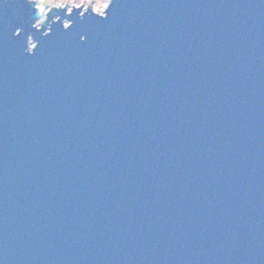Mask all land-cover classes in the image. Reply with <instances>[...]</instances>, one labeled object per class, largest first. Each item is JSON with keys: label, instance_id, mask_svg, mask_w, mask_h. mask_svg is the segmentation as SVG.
I'll return each mask as SVG.
<instances>
[{"label": "water", "instance_id": "1", "mask_svg": "<svg viewBox=\"0 0 264 264\" xmlns=\"http://www.w3.org/2000/svg\"><path fill=\"white\" fill-rule=\"evenodd\" d=\"M23 2L29 32L0 42V264H264V0L73 2L47 28Z\"/></svg>", "mask_w": 264, "mask_h": 264}, {"label": "snow or ice", "instance_id": "2", "mask_svg": "<svg viewBox=\"0 0 264 264\" xmlns=\"http://www.w3.org/2000/svg\"><path fill=\"white\" fill-rule=\"evenodd\" d=\"M35 4H37L38 0H32ZM49 0H44V6H47V3ZM52 2H64L66 3L67 0H52ZM89 3L94 4V8H96L97 13H102L105 9L109 8V4L111 3V0H109V3H105V0H88ZM19 3L22 4L25 7L24 10V17L25 19L23 20H14L11 23V26H9L6 17L3 16V13L5 9H7L10 5L13 6L14 4ZM27 5H24L23 0H0V42H4L5 40H12L16 41V38L13 37V33H15L16 37H20L21 35V30L24 31L27 35L29 32V27L28 25L31 23V13L28 11ZM37 9V8H36ZM89 19H92L90 16ZM107 18H102L99 21L103 22L106 21ZM30 21V22H29ZM57 36H62L65 35L64 32L57 30L56 33ZM85 40L84 36L80 37V41L83 42ZM17 45H19L21 42L16 41ZM24 43V41H23ZM36 46L34 45L33 48Z\"/></svg>", "mask_w": 264, "mask_h": 264}, {"label": "rangeland", "instance_id": "3", "mask_svg": "<svg viewBox=\"0 0 264 264\" xmlns=\"http://www.w3.org/2000/svg\"><path fill=\"white\" fill-rule=\"evenodd\" d=\"M32 1V0H31ZM73 2H75V3H78V4H80L79 5V7L78 8H80V9H82L83 10V8L87 5V6H89L90 8H92V9H94V4L93 3H89L88 2V0H87V2L85 3V2H82V0H71V2H66V3H64V9H66V10H68L70 7H71V5H72V3ZM34 3V2H33ZM35 4V3H34ZM36 5V4H35ZM50 6H46L44 9H45V11H44V13L47 11V9L49 8ZM42 15V14H41ZM41 15H40V17L34 22V27H36V28H38V27H40L43 23H41V24H37V22L38 21H40V19H41ZM56 18L55 17H53V20H55ZM64 24L66 25L67 24V21H64ZM29 42H31L30 40H29ZM32 43V45H33V42H31ZM31 45V46H32Z\"/></svg>", "mask_w": 264, "mask_h": 264}, {"label": "clouds", "instance_id": "4", "mask_svg": "<svg viewBox=\"0 0 264 264\" xmlns=\"http://www.w3.org/2000/svg\"><path fill=\"white\" fill-rule=\"evenodd\" d=\"M67 2H71V0H67ZM82 2H87V0H82ZM47 6H52V7H56V8H61V7H63L64 6V2H52V0H49V2L47 3ZM74 6H79L78 4H76V5H74ZM46 6H44V0H38V2H37V4H36V8H37V10L38 11H41L42 13H43V10H44V8H45ZM93 11H96V8H94L93 9ZM46 13H43L42 15H41V19H40V21H38L37 22V24L39 25V24H41V23H43V20H44V15H45ZM65 26H67V25H65Z\"/></svg>", "mask_w": 264, "mask_h": 264}, {"label": "trees", "instance_id": "5", "mask_svg": "<svg viewBox=\"0 0 264 264\" xmlns=\"http://www.w3.org/2000/svg\"><path fill=\"white\" fill-rule=\"evenodd\" d=\"M30 3H33V2H30ZM55 10H56L55 8H52V9H50V10L48 11V13H47V15H46L45 22L42 24V26H41L40 28H47V27H48L50 21H51V20L53 19V17H54V11H55ZM58 10H60V9H58Z\"/></svg>", "mask_w": 264, "mask_h": 264}, {"label": "built area", "instance_id": "6", "mask_svg": "<svg viewBox=\"0 0 264 264\" xmlns=\"http://www.w3.org/2000/svg\"><path fill=\"white\" fill-rule=\"evenodd\" d=\"M44 11H45V9L43 10V13H44ZM43 13L41 12V14H43ZM41 14H40V15H41ZM30 41L32 42V40H31V39H30Z\"/></svg>", "mask_w": 264, "mask_h": 264}]
</instances>
